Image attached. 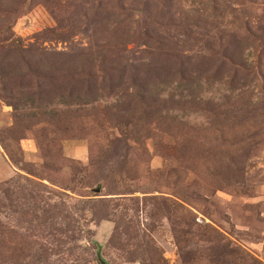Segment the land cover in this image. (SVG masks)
<instances>
[{
  "label": "rangeland",
  "instance_id": "374dc122",
  "mask_svg": "<svg viewBox=\"0 0 264 264\" xmlns=\"http://www.w3.org/2000/svg\"><path fill=\"white\" fill-rule=\"evenodd\" d=\"M264 264V0H0V264Z\"/></svg>",
  "mask_w": 264,
  "mask_h": 264
},
{
  "label": "water",
  "instance_id": "95a60500",
  "mask_svg": "<svg viewBox=\"0 0 264 264\" xmlns=\"http://www.w3.org/2000/svg\"><path fill=\"white\" fill-rule=\"evenodd\" d=\"M99 262L100 264H109L106 260L102 258L101 254H99Z\"/></svg>",
  "mask_w": 264,
  "mask_h": 264
}]
</instances>
